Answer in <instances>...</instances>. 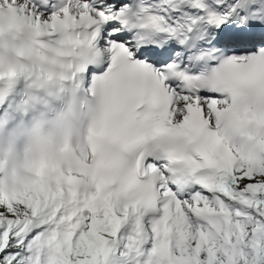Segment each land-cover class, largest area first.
Masks as SVG:
<instances>
[{"label": "snow or ice", "instance_id": "snow-or-ice-1", "mask_svg": "<svg viewBox=\"0 0 264 264\" xmlns=\"http://www.w3.org/2000/svg\"><path fill=\"white\" fill-rule=\"evenodd\" d=\"M0 264H264V0H0Z\"/></svg>", "mask_w": 264, "mask_h": 264}]
</instances>
